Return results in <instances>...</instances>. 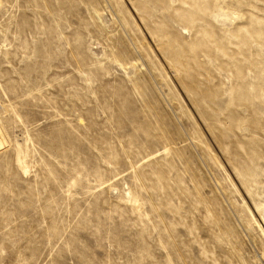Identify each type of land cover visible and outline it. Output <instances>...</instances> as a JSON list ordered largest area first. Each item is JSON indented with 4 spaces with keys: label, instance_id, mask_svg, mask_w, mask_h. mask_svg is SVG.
<instances>
[{
    "label": "rangeland",
    "instance_id": "374dc122",
    "mask_svg": "<svg viewBox=\"0 0 264 264\" xmlns=\"http://www.w3.org/2000/svg\"><path fill=\"white\" fill-rule=\"evenodd\" d=\"M0 264H264V0H0Z\"/></svg>",
    "mask_w": 264,
    "mask_h": 264
},
{
    "label": "bare ground",
    "instance_id": "6f19581e",
    "mask_svg": "<svg viewBox=\"0 0 264 264\" xmlns=\"http://www.w3.org/2000/svg\"><path fill=\"white\" fill-rule=\"evenodd\" d=\"M1 128V127H0ZM5 144V139L2 136V132L0 130V148Z\"/></svg>",
    "mask_w": 264,
    "mask_h": 264
}]
</instances>
